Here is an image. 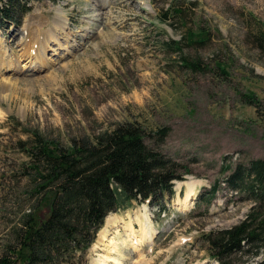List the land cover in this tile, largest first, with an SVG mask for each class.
<instances>
[{"label":"rangeland","instance_id":"374dc122","mask_svg":"<svg viewBox=\"0 0 264 264\" xmlns=\"http://www.w3.org/2000/svg\"><path fill=\"white\" fill-rule=\"evenodd\" d=\"M20 3L30 11L0 21V51L3 47L15 58L24 52L23 41L37 49L57 23L68 24L57 30L60 45L51 41L57 53L45 54L52 59L48 67L39 71L21 63L11 72L18 84L0 87V249L19 216L36 202L25 169L30 158L23 150L24 141L33 140L31 132L69 148L73 141H93L121 123L135 122L154 137H147L153 148L177 163L183 179L174 181L166 212L132 201L110 213L84 264L109 252L101 242L109 219L140 228L142 215L155 235L141 249L123 245L124 228L110 231L122 251L113 254L120 264H220L202 234L237 224L252 206L224 179L237 164L264 159V53L257 42L264 0ZM248 94L260 103H245ZM162 128L167 132L159 140ZM191 179L200 183L184 208L185 181ZM217 182L221 186L210 203H201ZM37 213L45 215V206ZM113 260L107 263L116 264Z\"/></svg>","mask_w":264,"mask_h":264},{"label":"trees","instance_id":"16d2710c","mask_svg":"<svg viewBox=\"0 0 264 264\" xmlns=\"http://www.w3.org/2000/svg\"><path fill=\"white\" fill-rule=\"evenodd\" d=\"M29 11L20 0H0L3 20H18ZM257 42L264 53V29ZM243 99L249 105L260 103L255 94ZM166 130L157 131L159 140ZM31 133L33 140L24 141L23 150L30 158L25 169L36 202L19 216L0 249V264H84L111 212L132 201H148L159 213L166 212L175 196L174 181L183 179L177 163L153 148L147 137H154L135 122L121 123L93 141H73L69 148ZM224 182L252 206L240 222L206 232L202 241L221 264H264V159L237 164ZM220 186L215 183L200 202L209 204ZM43 206L45 215L38 214Z\"/></svg>","mask_w":264,"mask_h":264},{"label":"bare ground","instance_id":"6f19581e","mask_svg":"<svg viewBox=\"0 0 264 264\" xmlns=\"http://www.w3.org/2000/svg\"><path fill=\"white\" fill-rule=\"evenodd\" d=\"M60 22L56 24V27L58 26V28L55 29L54 31H51V33L48 35L47 38H44L45 42L38 43L39 48L37 47V49H35L34 48L35 46L33 47L28 46L27 42L23 41L22 51L24 52L16 58L11 56L9 53L7 54L8 51L5 48L1 47V51H0V87L1 88L9 89L11 86L18 84L17 79L12 77L13 73L11 72H15L18 69V67L21 65V63H25L24 67L30 66V67H33V69L37 68V70L39 71L42 69H45L46 67L50 65L49 62L52 59L49 58L50 59L49 61L48 57H45V54H47V51L49 50L54 51V54L57 53V49L52 48L50 46L51 41L53 40L52 42H56V44L60 45L59 42H60L61 37H59L58 34L60 32L58 31L59 33H57V30L60 29L59 27H61L62 29L63 27L67 28V26L65 25L68 24L67 22L62 23V26H61ZM2 42L4 41L2 40ZM0 44L2 43L0 42ZM42 52L44 53V55H42ZM54 61L55 60H53V62ZM24 67H21V68H24ZM9 72L10 74H8ZM2 115H3L2 111L0 110V118L2 117ZM199 183L200 181H197L194 179L185 181V184L188 188V193H187V196L181 200V204L184 208L189 207V204L192 201L191 197L192 195L196 193V188ZM181 184L182 182H179V185ZM142 216L148 221V217L146 215H142ZM142 216L137 217V220L140 223V228H137L132 223H127V224L122 223L116 217L109 219L106 228L101 231V242L109 245V246L107 245L109 252L103 256L101 255L103 258L102 259L99 258L95 264H108L107 261L110 259H114L113 261L116 264L121 263L120 259L117 256L121 255L122 251H121V248L119 247V242H117L114 238L115 236L114 237L110 236L111 235L110 231L112 229H115L116 232H120L121 228H124L126 232V238L125 240H123V245L130 244L129 246H131L132 248L141 249L145 243L153 241L154 235H155L154 231L150 229L149 222L147 224L145 222V219L142 218ZM113 254H118V255L116 256V258H113Z\"/></svg>","mask_w":264,"mask_h":264}]
</instances>
